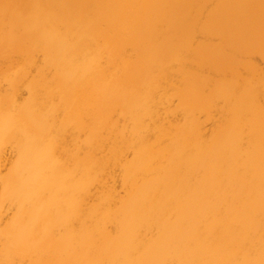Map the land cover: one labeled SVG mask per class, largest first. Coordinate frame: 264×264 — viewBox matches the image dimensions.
<instances>
[{"label": "bare ground", "instance_id": "1", "mask_svg": "<svg viewBox=\"0 0 264 264\" xmlns=\"http://www.w3.org/2000/svg\"><path fill=\"white\" fill-rule=\"evenodd\" d=\"M0 264H264V0H0Z\"/></svg>", "mask_w": 264, "mask_h": 264}]
</instances>
